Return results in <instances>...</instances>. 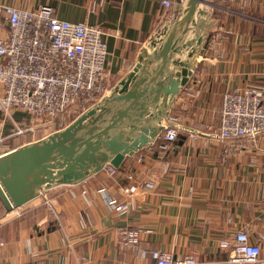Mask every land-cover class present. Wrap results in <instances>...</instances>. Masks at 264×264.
<instances>
[{"label": "crops", "instance_id": "crops-1", "mask_svg": "<svg viewBox=\"0 0 264 264\" xmlns=\"http://www.w3.org/2000/svg\"><path fill=\"white\" fill-rule=\"evenodd\" d=\"M0 3L24 9L47 4L60 19L99 26L107 50L106 95L151 37L175 17L180 0H172L169 8L161 0ZM200 7L209 12V22L196 68L154 143L127 156L113 175L101 169L14 210L0 205V264H154L158 250L175 259L190 254L202 264H235L227 261L229 248L221 241L239 228L251 240L262 239L264 133L253 149L225 154L214 128L223 93L251 88L264 98V0H204ZM8 34L0 19V37ZM188 87L195 89L192 97ZM187 99L189 108L180 112ZM14 121L29 125L32 117L18 108L8 115L0 110V136L14 130ZM64 122L57 118L47 128L7 138L0 156L63 128ZM169 124L178 126V134L164 150L162 133ZM111 199L125 209L116 210ZM124 227L138 230V246L124 243Z\"/></svg>", "mask_w": 264, "mask_h": 264}, {"label": "built area", "instance_id": "built-area-1", "mask_svg": "<svg viewBox=\"0 0 264 264\" xmlns=\"http://www.w3.org/2000/svg\"><path fill=\"white\" fill-rule=\"evenodd\" d=\"M161 4L169 8L172 0H161ZM0 19L9 28V34L0 37V110L8 115L9 109L18 108L32 117L29 125L14 121V130L0 136V145L13 135L54 125L57 118L65 125L108 90L107 50L99 26L60 19L47 4L24 9L0 3ZM187 90L192 97L195 89ZM190 104L187 99L180 112ZM217 113L214 136L224 141L225 154L256 146L264 133V98L258 91L248 88L223 93ZM177 134L176 126L166 125L161 148L168 150ZM116 170L111 165L102 168L108 175ZM109 203L116 210L125 209L114 199ZM121 234L124 243L138 246L137 229L124 227ZM261 237L251 240L247 230L239 228L220 245L229 248L230 263L264 264V235ZM154 257V264H202L190 254L175 259L171 252L158 250Z\"/></svg>", "mask_w": 264, "mask_h": 264}, {"label": "water", "instance_id": "water-1", "mask_svg": "<svg viewBox=\"0 0 264 264\" xmlns=\"http://www.w3.org/2000/svg\"><path fill=\"white\" fill-rule=\"evenodd\" d=\"M202 1L180 0L175 17L151 37L108 94L63 128L0 156L5 211L51 188L77 184L106 165L118 168L127 156L154 143L196 68L209 22Z\"/></svg>", "mask_w": 264, "mask_h": 264}]
</instances>
